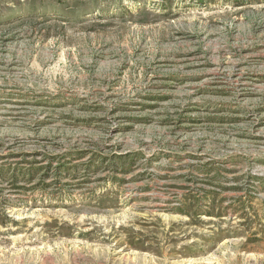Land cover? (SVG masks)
<instances>
[{
  "label": "rangeland",
  "instance_id": "374dc122",
  "mask_svg": "<svg viewBox=\"0 0 264 264\" xmlns=\"http://www.w3.org/2000/svg\"><path fill=\"white\" fill-rule=\"evenodd\" d=\"M0 264H264V0H0Z\"/></svg>",
  "mask_w": 264,
  "mask_h": 264
}]
</instances>
